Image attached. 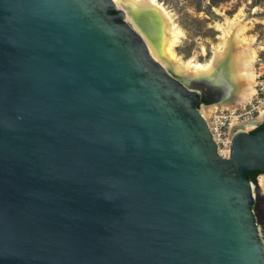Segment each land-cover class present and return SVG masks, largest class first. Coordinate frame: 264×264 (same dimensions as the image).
<instances>
[{
  "label": "water",
  "instance_id": "95a60500",
  "mask_svg": "<svg viewBox=\"0 0 264 264\" xmlns=\"http://www.w3.org/2000/svg\"><path fill=\"white\" fill-rule=\"evenodd\" d=\"M234 95L112 0H0V264H264V125L224 158L201 114Z\"/></svg>",
  "mask_w": 264,
  "mask_h": 264
},
{
  "label": "bare ground",
  "instance_id": "6f19581e",
  "mask_svg": "<svg viewBox=\"0 0 264 264\" xmlns=\"http://www.w3.org/2000/svg\"><path fill=\"white\" fill-rule=\"evenodd\" d=\"M112 1L118 9L124 12V18L141 35L151 56L171 75L185 79L213 70L226 69L232 73L235 79L233 100L201 112L206 120L217 107L232 108L251 99L254 93L256 76L254 64L257 60V51L253 46L254 38L247 36V22L244 21L242 7L233 16H227L220 12L224 18L223 22L214 23L220 41L214 45L212 55L207 60L200 61L196 52L185 58L177 52L176 47L182 42L185 34L177 23L175 13L163 2L160 0ZM216 11L219 12L217 9ZM143 13L148 15L154 24L155 42L149 39L135 22V17ZM202 51L204 52L203 48ZM260 117L263 118L264 114H261ZM248 124L253 123L249 122ZM249 128V125L245 127L246 130ZM258 184L260 192L264 196V176H260Z\"/></svg>",
  "mask_w": 264,
  "mask_h": 264
},
{
  "label": "rangeland",
  "instance_id": "374dc122",
  "mask_svg": "<svg viewBox=\"0 0 264 264\" xmlns=\"http://www.w3.org/2000/svg\"><path fill=\"white\" fill-rule=\"evenodd\" d=\"M160 1L172 9L176 15L177 23L184 31L185 39L183 38L176 47L177 52L184 58L196 52L200 61L207 60L213 53L214 45L220 41L217 37L219 33L214 27L215 22H223L224 18L220 12L227 16H233L242 7L244 9V21L247 22V36L254 38L253 46L256 47L257 51V60L254 64L255 74L260 70L264 71V0ZM216 9L219 11L218 13ZM261 63H263V67L259 69ZM260 176L262 175H259L258 179ZM251 184L254 190V180H251ZM256 201L258 202L255 208L261 218L259 230L262 233L264 228V198L259 197Z\"/></svg>",
  "mask_w": 264,
  "mask_h": 264
},
{
  "label": "built area",
  "instance_id": "2783aa9c",
  "mask_svg": "<svg viewBox=\"0 0 264 264\" xmlns=\"http://www.w3.org/2000/svg\"><path fill=\"white\" fill-rule=\"evenodd\" d=\"M260 64L259 69L263 67ZM264 71L255 76L254 93L251 99L236 107H217L206 120L212 137L217 145L220 156L226 158L230 153V145L235 128L250 126L248 130H255L258 124L264 123ZM254 124H248L249 122ZM257 121V122H256ZM251 122V123H252Z\"/></svg>",
  "mask_w": 264,
  "mask_h": 264
},
{
  "label": "flooded vegetation",
  "instance_id": "af4514ba",
  "mask_svg": "<svg viewBox=\"0 0 264 264\" xmlns=\"http://www.w3.org/2000/svg\"><path fill=\"white\" fill-rule=\"evenodd\" d=\"M261 125H264V123H263V124H258L256 129H258ZM259 129H260V128H259ZM259 129H258V130H259ZM256 131H257V130H256ZM251 175H253L254 182H255V183H258V181H259L258 176H259V175L264 176V173L261 172V171L255 170V172L252 173ZM259 178H260V177H259ZM258 185H259V184H258ZM263 197H264V196H263ZM257 202H258V201H255L254 209H255V212L258 214V219H259V221H261L260 215H259V213L256 211V208H255ZM260 224H261V222H260ZM260 224H259V225H260ZM263 226H264V225H263ZM259 231H260V230H259ZM261 234L264 235V228H263V232H262ZM263 241H264V238H263Z\"/></svg>",
  "mask_w": 264,
  "mask_h": 264
},
{
  "label": "trees",
  "instance_id": "16d2710c",
  "mask_svg": "<svg viewBox=\"0 0 264 264\" xmlns=\"http://www.w3.org/2000/svg\"><path fill=\"white\" fill-rule=\"evenodd\" d=\"M202 102H204L205 104H209L210 102H208L205 98H203L202 99ZM263 125H261L259 128H261ZM258 128V129H259ZM258 129H255V130H253V132H255L256 130H258ZM255 171H248L247 173H246V176H247V178H249V180H254L253 179V175H251L252 173H254Z\"/></svg>",
  "mask_w": 264,
  "mask_h": 264
}]
</instances>
